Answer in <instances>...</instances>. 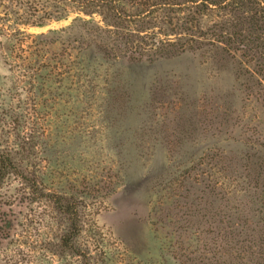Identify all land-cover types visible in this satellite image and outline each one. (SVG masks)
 <instances>
[{"label": "rangeland", "instance_id": "374dc122", "mask_svg": "<svg viewBox=\"0 0 264 264\" xmlns=\"http://www.w3.org/2000/svg\"><path fill=\"white\" fill-rule=\"evenodd\" d=\"M0 168V264H264V0H0Z\"/></svg>", "mask_w": 264, "mask_h": 264}, {"label": "trees", "instance_id": "16d2710c", "mask_svg": "<svg viewBox=\"0 0 264 264\" xmlns=\"http://www.w3.org/2000/svg\"><path fill=\"white\" fill-rule=\"evenodd\" d=\"M86 0H83V2H85ZM69 2L70 3H72V4H81V0H69ZM7 162H8V160H7ZM7 167H8V164H7ZM2 168H6V167H2ZM0 172H1V168H0ZM5 173H3L2 174V177H3V175H4Z\"/></svg>", "mask_w": 264, "mask_h": 264}]
</instances>
